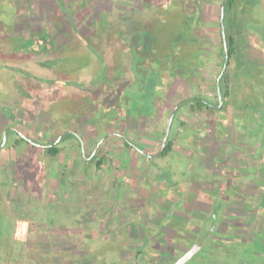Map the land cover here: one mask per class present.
Listing matches in <instances>:
<instances>
[{"label": "rangeland", "instance_id": "obj_1", "mask_svg": "<svg viewBox=\"0 0 264 264\" xmlns=\"http://www.w3.org/2000/svg\"><path fill=\"white\" fill-rule=\"evenodd\" d=\"M261 1L260 8L239 16L243 30L232 32L236 54L228 71L231 87L224 96V108L189 113L185 105L171 120L180 90L169 77V69L177 66L176 57L181 54L187 58L180 63L190 66L206 60L200 57L203 45L194 35L209 32L206 24H198L199 12L189 9L192 0H0V64L8 63L0 70V100L5 115L11 112L5 106L16 108L23 131L34 142L46 143L66 129L88 133L89 126L83 124L91 123L95 129L105 126L112 122L114 106L127 108V88L137 91L140 75L133 64L138 54L130 42L132 34L146 30L158 39L155 49L160 51L162 65L153 55L151 64L162 71L160 94L166 89L156 108L163 115L152 116L148 128L139 126L134 118L136 131H127L136 146L152 157L124 148L114 135L103 142L107 160L101 168L67 147L64 142L75 138L70 133L59 144L57 156L27 140L15 149L0 150V156L15 161L12 166L2 165L0 175V264H114L118 245L121 264H136L137 248L148 233L155 239L153 227L161 225L171 212L182 213L183 206L197 210L196 206L212 204L206 199L195 201L207 186L223 204L220 211L224 214L249 213V206L243 203L245 191L260 195V177L264 184V172L258 167L260 158L264 169V128L259 112L264 101ZM39 6L40 14H34ZM48 29L54 33V48L51 66L42 67L36 54L22 53L20 46L29 34ZM213 35L212 50H218L222 45L219 26ZM12 62L24 70L14 72ZM222 62V55H216L211 65L212 87L192 85L188 94L210 92L217 101L215 80ZM198 76L189 79L199 84ZM12 77L19 80L21 90L14 87ZM1 112L0 108V127L5 120ZM179 114L188 125H181ZM143 115L140 121L147 116ZM164 130L174 148L167 155H158L155 150L161 147L160 141L152 147L149 140L160 139ZM91 134L100 137L102 133L93 130ZM221 184H232L238 195L221 189ZM238 197L240 201L234 203ZM166 234L164 229L161 238Z\"/></svg>", "mask_w": 264, "mask_h": 264}, {"label": "flooded vegetation", "instance_id": "obj_2", "mask_svg": "<svg viewBox=\"0 0 264 264\" xmlns=\"http://www.w3.org/2000/svg\"><path fill=\"white\" fill-rule=\"evenodd\" d=\"M34 3V1H33ZM127 3V2H126ZM129 3V2H128ZM262 1L261 0H192V4L189 6V9H192L194 11L199 12V19L198 24L200 27H203L204 24H206V30L209 32V34H204L198 32L196 35H194L195 39H197L200 43H202V47L200 49V57H205L206 60L203 62H194L192 66L187 63H180L185 58L182 54L176 57V67L173 69H169L168 74L169 77L176 81V83L179 85L178 89L180 92L176 94L177 101L174 103V106L171 108L170 114L175 117V115L178 114L179 109H181L182 106H187V110L189 113H193L196 111H204L209 110L212 108H218L223 109L224 104V96L228 94L227 88L230 89V81H229V68L231 67L232 60L235 59L236 54V38L233 35L234 30H243L242 25L239 23V16L243 17L250 11L254 9H258L261 7ZM41 8L40 6L37 7L34 14H40ZM218 13V14H217ZM217 14L218 22L216 23L214 20V16ZM205 15V16H204ZM216 26H219L221 31V48L218 50H212L215 49V43L213 41V31ZM223 28H225L226 35H227V44H228V52L229 48L233 47L234 52L230 56L229 52V58L226 60V50H225V43L223 38ZM229 35H232L234 40L231 46H229ZM54 33L52 30H42L40 32H37L36 34L32 35L29 34L28 37L31 39L30 49L33 51V55H37V63L40 61V57L50 59V54L54 48V45L52 44ZM131 43L133 45V49L137 52L138 57L133 62L135 68L139 72V81L137 82V91L134 90L132 86H129L127 88V93L124 97H126V104L127 108L121 109L120 106H114V114L112 118V122L106 124L105 126H96L88 123L86 125L83 124V127L89 126V132L83 133V132H74L69 129L64 130L61 135H58L54 139H49L46 143H37L39 146L43 147L44 149H47L49 147L53 146H60L59 144L62 143L63 137L70 133L75 136V138L70 142H64L67 144L68 148H71L72 150L79 151V154L86 159L88 162H95L97 159L103 155V142L108 136L114 135L119 137L120 140H122V145H124V148L132 149L136 151L138 154L146 155L147 157H152V153L146 152L145 150H140L135 142L132 140V136H129L127 134V131L132 130L133 132L136 131V129L133 127L132 122L133 119L136 118L139 120V126L148 128V126L151 124V118L152 116H161L163 113L160 111V109L156 108L159 107V105L162 104V95H164L165 90H162V95L159 92V86H158V79L160 77V71L159 69L152 66V55L154 60L158 62V64L163 61L160 51L155 49V46L158 44V39L155 38L153 35H151L150 31H140L131 36ZM180 41V40H178ZM210 43V45H209ZM51 47V50H49L46 54V52H42L43 49H46V47ZM171 46V45H170ZM172 48H177L178 44H175V46H171ZM211 47L210 50H208ZM214 47V48H213ZM174 48V49H175ZM133 50V51H134ZM208 51L207 53H205ZM129 55V53H127ZM222 55L223 62L222 67L219 69L217 76H216V86H217V101H214L212 97H210V92L203 93V91H199L196 93H189L188 90L190 87L193 86H202L207 85L208 88L213 86V69L211 68V65H213L214 59L216 55ZM52 57V56H51ZM187 58V57H186ZM185 58V59H186ZM192 60V58H191ZM190 60V61H191ZM231 61V62H230ZM164 64V63H163ZM192 68V69H191ZM162 72V71H161ZM200 74L199 77V84L193 83V79H189V76H194L196 74ZM205 82V83H204ZM225 87V90L223 91L222 88ZM170 88V87H169ZM170 90V89H168ZM227 90V91H226ZM123 97V98H124ZM171 102H169L170 104ZM199 103H202L204 106L199 107ZM169 104L166 107V110H168ZM11 112L9 115H5L2 111L1 113L4 114L5 120L0 127V150L7 147L10 149H15L19 146V143L25 139L29 143H33L30 139L31 137L25 133L22 129L21 121L18 119L15 112L17 111L16 108L14 110L12 108H8V110ZM16 110V111H15ZM14 111V112H13ZM119 113V114H118ZM143 113H146V117L140 121V117L144 116ZM119 116H118V115ZM170 116V115H169ZM178 118L180 119L181 125H188L187 121L185 119H181V116L179 114ZM93 127V130H98L102 134L100 137L95 136L91 134L90 127ZM83 131V129H82ZM158 131V130H157ZM162 133V130H160ZM166 131H163V136L159 138H155L152 140H149V144L153 147V142L160 141L159 146H162L163 140L166 135ZM28 136L30 139L23 137V135ZM160 134V133H159ZM143 141L142 138H140V142L138 144L140 145ZM169 141V134L167 143ZM173 141V140H172ZM148 142V141H147ZM174 142V141H173ZM166 143V145H167ZM34 144V143H33ZM147 144V143H146ZM165 145V146H166ZM60 148V147H59ZM165 148V147H164ZM174 148V145H173ZM161 147H159L156 151V154L162 155V151L160 152ZM173 150V149H172ZM171 152V151H170ZM169 152V153H170ZM168 153V154H169ZM167 155V154H166ZM57 156V155H56ZM259 158V156H258ZM14 162L12 159L6 158V156H0V175L2 174V165H14ZM260 158L258 161V167L260 172H264L263 167H260ZM16 165V163H15ZM260 183L263 185V188L261 189L264 192V184L262 182V177H260ZM238 185V183H235ZM223 188H226V185H219ZM208 188H204V191L207 192L208 190H211L209 186ZM207 189V190H206ZM261 191V192H262ZM262 194V193H261ZM206 199L210 202H212L211 205L216 207L217 205H221L217 202V200H213L212 196L207 197H201L198 195L197 202H200L201 200ZM215 205H214V204ZM222 206V205H221ZM221 207L216 210V212H213V216L216 219V221L220 222H227L228 217H221L224 214V210L220 211ZM222 214V215H221ZM227 214V213H226ZM225 214V215H226ZM176 217V214L170 213L169 218L162 223L171 224L174 218ZM160 221V220H159ZM144 227V225H143ZM150 229V228H149ZM151 238L150 233L146 235L145 239ZM145 244V241H143V245ZM121 254V251H120ZM122 255V254H121ZM122 258V257H121ZM185 262V260L183 261Z\"/></svg>", "mask_w": 264, "mask_h": 264}, {"label": "trees", "instance_id": "obj_3", "mask_svg": "<svg viewBox=\"0 0 264 264\" xmlns=\"http://www.w3.org/2000/svg\"><path fill=\"white\" fill-rule=\"evenodd\" d=\"M233 40V36L229 35V46H231ZM30 44L31 39H26L24 46H20V51L33 55ZM49 50H51V47L47 46L42 52L49 54L47 53ZM229 52L231 56L234 52L233 47L229 48ZM4 63L8 65V63L3 62L0 64V70ZM39 64L42 67H50L51 61L44 57L40 59ZM9 65L14 72L24 70L23 66L18 63L12 62ZM25 71L29 72L26 69ZM11 80L14 87L21 90L19 80L17 81L14 77ZM39 88L42 87L39 86ZM27 95L32 96L31 94ZM18 97H14L12 100H16ZM2 101L3 99L0 100V103ZM198 105L199 107L204 106L202 103ZM261 105L263 108L259 112L262 114L261 127L264 128V101ZM3 107L4 103H1L0 108L2 111ZM5 107L9 108V106ZM254 131L251 133L252 140L256 137V130ZM173 145L174 142L169 140L161 154H168L172 151ZM46 152L56 156L60 152V148L58 146L49 147ZM106 160V154L101 155L96 161L97 168H101ZM235 186L238 187L236 184ZM225 190L231 191L233 195H238V191L233 188L232 184L226 187ZM202 194L201 197H207L210 191H203ZM258 195L257 193L245 191L243 203L249 206V213L242 214L232 211L226 215L221 214V217H228L227 222H218L213 216V212L223 207L222 203V206L217 205L216 207L213 205L196 206L198 207L197 210L194 206H192L193 208L183 206L185 211L182 213L178 211V214H176L177 220H173L168 225L160 221L161 225L153 227L154 232L152 234L156 237L155 239H145V244L137 248L135 254L136 264H145L146 262L148 264H264V192ZM210 196L212 195L210 194ZM212 198L217 200L216 197L212 196ZM239 201L238 197L234 203ZM154 214L157 219H161L157 211ZM192 220V226H190ZM164 229H166L167 234L164 238H161ZM128 230L126 227L125 231ZM147 244L150 246L149 250L145 248ZM144 249L146 250L144 251ZM116 252L118 261H114V264H121L122 258L119 245ZM188 254L189 257L183 262L184 257L186 258Z\"/></svg>", "mask_w": 264, "mask_h": 264}, {"label": "water", "instance_id": "obj_4", "mask_svg": "<svg viewBox=\"0 0 264 264\" xmlns=\"http://www.w3.org/2000/svg\"><path fill=\"white\" fill-rule=\"evenodd\" d=\"M223 38H224V43H225V50H226V60H228L229 58V52H228V44H227V35H226V31L225 28H223ZM173 116L171 117L172 120ZM168 132L165 135V138L163 140L160 152L164 149L166 143H167V139H168ZM23 137L30 139L28 136H26L25 134L23 135ZM34 144H37L36 142H34L32 139H30ZM40 144V143H39ZM189 257V254L186 255V258L184 257V260H186Z\"/></svg>", "mask_w": 264, "mask_h": 264}]
</instances>
